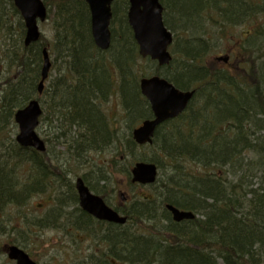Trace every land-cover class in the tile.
I'll list each match as a JSON object with an SVG mask.
<instances>
[{
    "label": "trees",
    "instance_id": "1",
    "mask_svg": "<svg viewBox=\"0 0 264 264\" xmlns=\"http://www.w3.org/2000/svg\"><path fill=\"white\" fill-rule=\"evenodd\" d=\"M43 1L53 38L42 34L26 46L20 11L13 0H0V224L9 222L8 232H33L38 222L27 214L30 201L50 189L56 201L40 222L53 224L66 198L76 197L70 175L79 174L69 161L112 152L96 178L83 175L106 199L119 172L129 187L140 186L131 180L136 161L156 163L162 174L149 186L152 193L117 207L128 221L120 233H106L111 249L96 264H264V0H160L174 34L166 66L140 56L129 0H113L108 50L94 43L84 0ZM237 27L243 33L232 60L210 61L213 37ZM44 49L52 67L39 93ZM152 74L195 95L157 129L152 144L139 145L132 130L152 117L139 82ZM113 96L122 117L105 109ZM32 99L43 109L41 125H48L45 152L15 139L14 115ZM167 203L196 216L176 223ZM157 205L164 220L150 216Z\"/></svg>",
    "mask_w": 264,
    "mask_h": 264
},
{
    "label": "water",
    "instance_id": "2",
    "mask_svg": "<svg viewBox=\"0 0 264 264\" xmlns=\"http://www.w3.org/2000/svg\"><path fill=\"white\" fill-rule=\"evenodd\" d=\"M20 11L26 26L24 44L29 46L40 39L39 22L47 18V7L43 0H13ZM90 9L91 30L96 46L101 50H108L111 45L110 23L112 18L113 0H84ZM128 22L133 29L134 38L139 46L142 57L156 60L160 66L167 65L172 60L169 50L173 42V33L165 26L163 19V5L160 0H129ZM225 61L228 57L224 58ZM51 59L48 51H43V65L39 93L49 77ZM141 93L150 103L153 117L142 121L133 129L134 140L139 144L153 142L156 129L163 122L178 117L186 109L194 96V90H181L168 79L159 75L143 77L139 82ZM42 113L38 100L34 99L27 106L15 113V121L19 131L17 142L23 147H34L45 151L46 145L36 132L39 117ZM132 181L140 184H152L157 180L158 167L156 163L138 161L131 170ZM81 206L100 220L124 224L126 216L119 214L109 207L102 197L93 194L85 184L83 178L76 179ZM167 208L171 211L175 221L193 219V212L182 211L172 204ZM8 257L16 264H37L17 245L9 246Z\"/></svg>",
    "mask_w": 264,
    "mask_h": 264
},
{
    "label": "rangeland",
    "instance_id": "3",
    "mask_svg": "<svg viewBox=\"0 0 264 264\" xmlns=\"http://www.w3.org/2000/svg\"><path fill=\"white\" fill-rule=\"evenodd\" d=\"M244 27L245 29L247 28L246 26ZM217 29V27L213 26L214 31H217ZM236 29L231 35H229L228 32L226 33V35L222 34L223 39H219L218 34H216L214 37L212 36L213 40L215 41V45L212 55L210 57V61H215L216 57H223L225 55L228 56L229 54H232L233 48H235L234 42L241 39L240 35L243 33V27H237ZM40 31L47 39L52 40L53 30L51 21L47 20L42 22L40 24ZM170 51L173 53L172 46L170 47ZM233 56L234 53L230 57L231 60ZM225 64L227 63H224L223 60L218 61V65ZM149 70H151V68ZM105 109H107L110 114H117L118 118L122 117L124 113L123 107L121 106V103L117 96H113V98L110 99L108 105H105ZM119 126L121 131H123V129L126 127L125 121H120ZM47 129L48 125L45 124L41 125L38 130V134L44 139H46L45 130ZM54 151L57 152V150ZM146 151L148 153H151L147 149ZM112 154V152H104L103 155H94L92 156L93 160L89 159L88 162L80 161L79 163H74L70 160V166L68 167L74 169L76 168V172L77 174H79L77 176L83 177L84 174H88L89 179H93L94 177L96 178L97 175L96 169L100 168V165L105 160L104 156L108 157ZM72 159L74 160L73 157ZM55 163H57V160H55ZM166 169L167 167L164 165L163 171H165ZM117 171L119 172V170ZM160 174L162 173L160 172ZM160 174H158V177L160 176ZM90 175H94V177ZM70 176L72 182L77 177L76 175ZM114 182L119 183L118 186L116 183H114L115 192H112L113 194L110 197V201H112L115 205H121L119 204L121 193H123V195L125 196V202H127V204H130L135 199H138L143 195H149L153 191L152 189L151 191L147 187H129L127 181L123 178L121 172L116 174ZM53 192V189H50L45 193H41L40 195L34 196L31 199L29 207L27 209V214L29 217L34 218L35 221L38 222L35 223V225L37 226L32 227L33 232H8L11 226L10 223L6 220L1 222L2 224H0V226H5L6 232H0V264H15L14 261L10 260L7 257L5 251H3V248L6 245L10 244H17L19 247L24 249L37 264H90L87 258L91 253H95L97 256L104 252L105 249H107L108 244H104L102 243V241H97L100 238H95V235L89 236V234H83L80 239L76 236V231H74L76 229L75 227V229L71 230V232H68L69 230L66 231L65 221L62 222V220L57 219L56 222L51 225H44L42 224V222H40L43 221L42 218H45L48 212L52 210L51 206L56 201L54 200ZM12 214L13 213L11 212L10 215ZM55 224H59V226L53 227V225ZM71 228L72 227L69 224L68 229ZM110 263L121 264V262H119L118 260L114 261L112 259L110 260Z\"/></svg>",
    "mask_w": 264,
    "mask_h": 264
},
{
    "label": "flooded vegetation",
    "instance_id": "4",
    "mask_svg": "<svg viewBox=\"0 0 264 264\" xmlns=\"http://www.w3.org/2000/svg\"><path fill=\"white\" fill-rule=\"evenodd\" d=\"M74 192L76 194V197H72L71 195V197L66 198V200L64 201V205L60 210L62 213L54 217L51 222L55 223L57 219L62 220V222L65 221L66 231L69 230L68 232H71V230H74L76 228L74 231H76L77 238L80 239L83 234H89V236L95 235V238L105 239L106 233L110 234L111 232H114L116 234L120 231V224L99 220L92 214L88 213L81 206L79 192L76 188V185H74ZM107 203L115 209L118 207H116V205L113 204L112 201H110V198L107 199ZM69 224L72 227L71 229H68ZM54 226H59V224H55ZM100 239H98L97 241H100ZM93 254L95 258H99V255L96 256L95 253Z\"/></svg>",
    "mask_w": 264,
    "mask_h": 264
},
{
    "label": "bare ground",
    "instance_id": "5",
    "mask_svg": "<svg viewBox=\"0 0 264 264\" xmlns=\"http://www.w3.org/2000/svg\"><path fill=\"white\" fill-rule=\"evenodd\" d=\"M195 91V90H194ZM194 95H195V93H194ZM89 176V175H88ZM90 176H93L94 177V175H90ZM149 186L150 185H146V184H142V186L141 187H147V188H149ZM126 201V199L125 198H120V202H119V204H121V205H124V204H127V202H125ZM169 204H171V203H169ZM121 205H116V207L118 206V207H121ZM173 205V204H172ZM175 206V205H174ZM178 208V207H177ZM154 210L151 212V217H153V218H155V217H157V218H159L160 220H164V218H163V216H161V214H160V210H159V206L157 205L156 207H154L153 208ZM179 209H181V208H179ZM182 211H186V212H192V211H190V210H186V209H181ZM123 216H125L124 214H122ZM171 219L174 221V222H176V223H179L178 221H175L174 219H173V215H172V217H171ZM160 220H158V221H160ZM187 219H184V220H182V221H186ZM191 220V219H190ZM181 222V221H180ZM126 223V222H125ZM121 231H119L118 233H120ZM118 233H116V234H118ZM100 241H102V243H104V244H110L111 243V241H109V240H107L106 239V237H105V239L104 238H101L100 239ZM115 248H116V250H118V249H120L119 248V246L117 245V244H115ZM110 246L108 245V247H107V249H105L104 250V252H103V254L104 255H108L109 254V251H110ZM143 251H141V253H142ZM112 258V256H109V258ZM88 260H89V263L90 264H96V258L94 257V254L93 253H91L90 255H89V257L87 258Z\"/></svg>",
    "mask_w": 264,
    "mask_h": 264
}]
</instances>
